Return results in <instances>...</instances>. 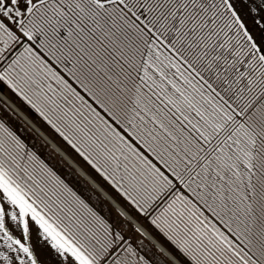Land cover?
Listing matches in <instances>:
<instances>
[{
  "label": "snow or ice",
  "instance_id": "6c2138e0",
  "mask_svg": "<svg viewBox=\"0 0 264 264\" xmlns=\"http://www.w3.org/2000/svg\"><path fill=\"white\" fill-rule=\"evenodd\" d=\"M0 264H264V0H0Z\"/></svg>",
  "mask_w": 264,
  "mask_h": 264
},
{
  "label": "crops",
  "instance_id": "0c3cea01",
  "mask_svg": "<svg viewBox=\"0 0 264 264\" xmlns=\"http://www.w3.org/2000/svg\"><path fill=\"white\" fill-rule=\"evenodd\" d=\"M49 135H54V134H52L51 132H49ZM56 143L57 144H63V142L62 141H60L59 140V138H56ZM37 147L39 148L40 146L39 145H37ZM65 148H66V146H65ZM68 151H70V150H68ZM45 155H48V152H45ZM74 155V154H73ZM52 157L51 156H49V159H51ZM56 159L58 160L59 159V157H56ZM78 159V158H77ZM65 163H67V162H65ZM60 167V170L61 171H64L65 173H67V168H66V166L65 165H60L59 166ZM101 183H103L102 181H101ZM114 194V193H113Z\"/></svg>",
  "mask_w": 264,
  "mask_h": 264
},
{
  "label": "rangeland",
  "instance_id": "374dc122",
  "mask_svg": "<svg viewBox=\"0 0 264 264\" xmlns=\"http://www.w3.org/2000/svg\"><path fill=\"white\" fill-rule=\"evenodd\" d=\"M115 195V194H114Z\"/></svg>",
  "mask_w": 264,
  "mask_h": 264
}]
</instances>
